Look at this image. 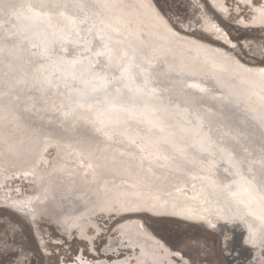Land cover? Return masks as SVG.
I'll return each instance as SVG.
<instances>
[{
    "label": "bare ground",
    "instance_id": "6f19581e",
    "mask_svg": "<svg viewBox=\"0 0 264 264\" xmlns=\"http://www.w3.org/2000/svg\"><path fill=\"white\" fill-rule=\"evenodd\" d=\"M154 3L0 0V194L25 183L12 209L59 223L52 200L81 193L85 212L62 229L103 257L73 264H190L142 213L227 236V249L237 235L245 264H264V64L202 11L228 45L176 30ZM258 9L247 22L264 28ZM98 76L106 91H92ZM98 211L120 220L96 249Z\"/></svg>",
    "mask_w": 264,
    "mask_h": 264
},
{
    "label": "rangeland",
    "instance_id": "374dc122",
    "mask_svg": "<svg viewBox=\"0 0 264 264\" xmlns=\"http://www.w3.org/2000/svg\"><path fill=\"white\" fill-rule=\"evenodd\" d=\"M151 1L155 2L156 8L170 21L176 30L181 31L180 26L182 24L188 25L191 31L189 30L187 34L190 33L189 35L199 36L197 38L200 39L201 37L203 40L212 42L205 38V34L209 33L200 25L202 21L199 13L202 11L203 14L214 18L235 41L240 48L237 51L238 56L242 60L248 63L264 64V28L253 26L247 22V19L249 20L256 13L261 0H256L255 3L252 0H217L214 1V6L220 13L213 12V14L206 12L205 6L202 4L205 0ZM237 38L242 39V42L239 43ZM108 138H110V135H108ZM53 150L49 147L46 155L49 157L53 156ZM50 151L52 152L50 153ZM67 173L71 174L70 172ZM18 183H13L12 188L10 186L11 193L8 197L6 193L0 194V201L1 199L4 201L3 204L0 202V264H60L62 262L64 264H73L79 260V257L80 259L88 258L91 261L100 256L103 257L101 252L99 256L90 255L86 243L75 237L76 233L74 230L69 232L62 229V221L74 219L85 212L86 202L81 193H68L55 197L51 202V206L54 209V214L60 218L61 222L56 223L48 217L40 216L34 220V233H31L26 222L19 215L12 212L14 210H12L13 199L11 198L21 193L22 196L19 199L25 201L24 197H26L27 192H31V186L29 187L25 183ZM72 212L73 214H70ZM142 214L137 215V217H140L147 227L164 238L172 247L180 249L190 264H245L241 255L245 257L247 249L245 251V248L238 245L237 235L236 239L232 240L231 238L228 249H225L218 233L203 226L171 217L154 218L147 216L149 215L147 213ZM104 215L103 212L92 214V218L96 219L93 225L103 232L99 239L96 240V249L104 245L108 235H111L112 232L114 233L115 229L113 230V226L120 220L118 218L110 219L112 218L111 215H105L106 217ZM95 227L89 226L87 232H92L93 229H96ZM55 228L58 232H55ZM69 233L73 237L68 238L67 235ZM37 235L43 236V247L38 245ZM126 251L123 249L119 254H124Z\"/></svg>",
    "mask_w": 264,
    "mask_h": 264
},
{
    "label": "snow or ice",
    "instance_id": "6c2138e0",
    "mask_svg": "<svg viewBox=\"0 0 264 264\" xmlns=\"http://www.w3.org/2000/svg\"><path fill=\"white\" fill-rule=\"evenodd\" d=\"M253 3L256 2V0H252ZM258 11L260 12L261 16L264 17V7H261L260 9H258ZM104 48L107 50L106 52H98L97 56H105L107 55L108 58V66L107 67H111L112 66V62H113V53L112 50L110 48L109 44H104ZM99 63V62H98ZM117 67H119V65H117ZM250 71V70H249ZM260 75L262 77H264V69L260 70ZM97 79L101 80V84L99 87L93 86L92 91L93 92H99V91H106L107 90V79L106 78H102V77H97ZM87 81H85V84L87 85ZM258 119L260 120L261 123H264V115H261L260 117H258ZM261 197L262 199H264V187H262L261 190ZM233 197L236 196V193H232ZM261 220H264V215H262L261 217H259ZM229 237L225 236L222 243L224 245V247H227V243H228ZM125 264H127V262H125Z\"/></svg>",
    "mask_w": 264,
    "mask_h": 264
},
{
    "label": "water",
    "instance_id": "95a60500",
    "mask_svg": "<svg viewBox=\"0 0 264 264\" xmlns=\"http://www.w3.org/2000/svg\"><path fill=\"white\" fill-rule=\"evenodd\" d=\"M208 2L211 3L210 0H205V1L202 2V4L205 6V10H206L207 13H209V14H211V13L213 14V12L214 13H220V12L217 11L218 9L212 3L210 4L211 5L210 6ZM241 28H243V27H241ZM185 31H187V30L185 29ZM190 31H191V29H190ZM205 36H206L205 38L207 40H210V41H212L214 43L222 44V45H225V46L228 45L225 41L217 40L214 36H211L210 34H205ZM237 41L240 43V42H242V39L237 38ZM227 47H231V46H227ZM243 48H244V46H243ZM239 49H240L239 47H236L233 50L234 51H238ZM239 55H240V53H239ZM240 56H242V55H240ZM12 210H14V211H12ZM12 210H10V211H12V212L16 213L17 215H19L26 222V224L29 226V228L31 230V233L32 232L34 233V223L31 220L32 217L31 216H27L28 214H25L23 212L21 213V212L15 211L14 208ZM147 216L157 218L156 216L151 215V214L147 215ZM35 217H37V216L35 215ZM55 232H58V231H56V228H55Z\"/></svg>",
    "mask_w": 264,
    "mask_h": 264
}]
</instances>
